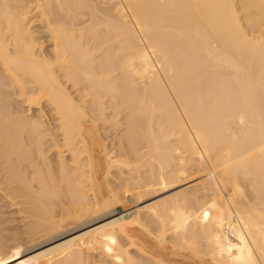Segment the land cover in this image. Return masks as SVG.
<instances>
[{
  "label": "bare ground",
  "instance_id": "1",
  "mask_svg": "<svg viewBox=\"0 0 264 264\" xmlns=\"http://www.w3.org/2000/svg\"><path fill=\"white\" fill-rule=\"evenodd\" d=\"M0 264H264V0H0Z\"/></svg>",
  "mask_w": 264,
  "mask_h": 264
},
{
  "label": "rangeland",
  "instance_id": "2",
  "mask_svg": "<svg viewBox=\"0 0 264 264\" xmlns=\"http://www.w3.org/2000/svg\"><path fill=\"white\" fill-rule=\"evenodd\" d=\"M16 216V215H15ZM19 222L18 221H16V222H13V224H18Z\"/></svg>",
  "mask_w": 264,
  "mask_h": 264
}]
</instances>
